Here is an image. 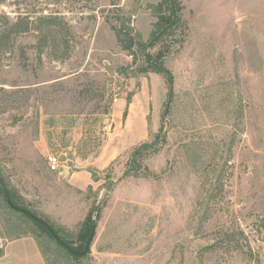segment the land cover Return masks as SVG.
<instances>
[{"label": "rangeland", "instance_id": "374dc122", "mask_svg": "<svg viewBox=\"0 0 264 264\" xmlns=\"http://www.w3.org/2000/svg\"><path fill=\"white\" fill-rule=\"evenodd\" d=\"M177 3L148 49L174 78L168 130L125 175L166 128L145 52L169 0H0V172L74 246L100 199L82 258L1 199L0 244L35 235L46 264H264V0Z\"/></svg>", "mask_w": 264, "mask_h": 264}, {"label": "water", "instance_id": "95a60500", "mask_svg": "<svg viewBox=\"0 0 264 264\" xmlns=\"http://www.w3.org/2000/svg\"><path fill=\"white\" fill-rule=\"evenodd\" d=\"M169 1H170L171 10H172V19H171V21L164 28H162L161 30H159L153 36V38L148 42V44L146 45V52H145V58H146L147 62L151 66H153L155 68H158L161 71L165 72L167 74L168 78H169V83H170L169 95H168V99H167V103H166L165 111H164V116H165V121H166V128H165V130L163 131L162 135L160 136V138L157 141H155L153 143H150V144L141 145V146L137 147L133 151V155H132L130 167L127 170V172L125 173V175L129 174V172L131 171L132 166H133V164H134V162L136 160L137 154L141 150H143L145 148L153 147V146L157 145L165 137V135L167 133V130H168V126H169L168 113H169L170 105H171L172 98H173V94H174V78H173V75H172V73L170 72L169 69H167L163 65L157 64L156 62H154V61L151 60V58L149 57L148 49L157 40H159V38H161V36H163L174 25V23L176 21L177 12H176V9H175L174 0H169ZM121 33L124 36L125 45L127 47H132L133 46V37H132V35L129 32H127L126 30H121ZM111 184H112V182L109 183V185H111ZM0 190L2 191V194L4 196V199H5V201H6V203H7V205H8L9 208H11L12 210L17 211L19 213H22V214L27 215L29 218H31L35 222H37L40 225H42L51 234V236L53 237V239L61 247H63L64 249H66L70 253L75 254V255H79V256L85 255V254L89 253L90 247H91V243H92V240H93V238L95 236V231H96V227H97V216H98V211H99V200L100 199L98 200L97 205L95 206V208L93 210V216H92V219H91V229H90V233H89V235L87 237V240H86V243H85V247L81 251H76L73 248H71L69 245H67L59 237V235L54 231V229L47 222H45L43 219H41L39 216H37L33 212H31L29 210H26L24 208H21V207H17V206H15L12 203L11 198H10V194H9V191H8V188L5 186L1 175H0ZM1 253H2V244H0V256H1Z\"/></svg>", "mask_w": 264, "mask_h": 264}, {"label": "trees", "instance_id": "16d2710c", "mask_svg": "<svg viewBox=\"0 0 264 264\" xmlns=\"http://www.w3.org/2000/svg\"><path fill=\"white\" fill-rule=\"evenodd\" d=\"M169 3H170V1H169ZM174 4H175V9H176V12H178L179 10H180V8H179V5H178V3H177V0H174ZM158 7L160 8L161 7V5L159 4L158 5ZM171 18H172V10H171V6L169 7V14L167 15V16H162L161 15V20H163V25L159 28V30H161L162 28H164L170 21H171ZM177 24H178V17L176 18V21H175V23H174V25L163 35V36H161V38H159V40H157V43L162 39V38H164L166 35H168V34H170V33H172V31L174 30V28L177 26ZM158 30V31H159ZM157 43H155V44H153V46L152 47H154ZM149 57L151 58V60L152 61H154V62H156L157 64H160V65H163V61H162V58L164 57V50H161V49H159L155 54H152L151 52L149 53ZM145 61H146V64L149 66V67H152V68H154V69H156V70H159V71H161L160 69H158V68H155V67H153V66H151L148 62H147V60H146V58H145ZM136 165H137V162H136V160H135V162H134V164H133V166H132V170H134V169H136ZM0 175H1V177H2V179H3V182H4V184H5V186L8 188V191H9V194H10V198H11V201H12V203L15 205V206H17V207H21V208H24V209H26V210H29V211H31V212H33L34 214H36L37 216H39L41 219H43L45 222H47L53 229H54V231L59 235V237L67 244V245H69L71 248H73L74 250H76V251H81V250H83V248H84V242L86 241V239H87V237H88V235H89V233H90V229H91V219L92 218H89V217H87V219L86 220H88V223H85L84 224V228H83V230H81L80 232H79V234H78V236H77V239H79V241H81V243L78 245V246H74L73 245V243L71 242V241H69V240H67L66 238H64L61 234H60V231L52 224V223H50L45 217H43L42 215H39L38 213H36L35 211H32V210H30L27 206H25L23 203H19L18 202V196L16 195V193L9 187V185H8V183L6 182V180H5V178H4V176L2 175V173L0 172ZM0 196L2 197V198H0L1 199V204H2V207L3 208H5L6 210H8V211H11V212H14V213H19V212H17V211H14V210H12L11 208H9L8 207V205H7V203H6V201H5V199H4V196H3V194H2V191L0 190ZM20 214V213H19ZM21 215V214H20ZM21 216H23V215H21ZM23 217H25V218H27L29 221H31L33 224H35L37 227H38V229L40 230V231H42V232H44V234H46L48 237H50L51 239H53V237L51 236V234L42 226V225H40L39 223H37V222H35L34 220H32L31 218H29L27 215H25L24 214V216ZM89 220H90V222H89ZM90 227V228H89ZM25 235V234H24ZM21 235L19 234V235H17L16 237H20ZM35 236V235H34ZM36 237V236H35ZM15 238V237H14ZM37 239V238H36ZM54 240V239H53ZM55 241V240H54ZM56 242V241H55ZM56 244L58 245V247L59 248H61V249H63V250H65V252L66 253H68V254H70L74 259H79V258H82V257H84V256H86V254L85 255H81V256H79V255H75V254H72V253H70L69 251H67L66 249H64L63 247H61L57 242H56ZM40 248V247H39ZM41 250V249H40ZM42 252V251H41ZM43 254V253H42Z\"/></svg>", "mask_w": 264, "mask_h": 264}, {"label": "crops", "instance_id": "0c3cea01", "mask_svg": "<svg viewBox=\"0 0 264 264\" xmlns=\"http://www.w3.org/2000/svg\"><path fill=\"white\" fill-rule=\"evenodd\" d=\"M129 118L130 113L124 121L125 127H127ZM143 122H145V118H143L142 123ZM75 174L76 173H73L69 176V181L72 182L75 180ZM86 179L88 180V177H86ZM88 201L89 199L87 200L86 198H83L79 202V207L84 209L86 202ZM80 208L78 210H80ZM0 264H46V261L34 236L31 234H25L20 237L5 240L2 244Z\"/></svg>", "mask_w": 264, "mask_h": 264}, {"label": "built area", "instance_id": "2783aa9c", "mask_svg": "<svg viewBox=\"0 0 264 264\" xmlns=\"http://www.w3.org/2000/svg\"><path fill=\"white\" fill-rule=\"evenodd\" d=\"M48 161V166L51 171L61 172V168L64 167V162L60 155L55 153H49L46 156Z\"/></svg>", "mask_w": 264, "mask_h": 264}]
</instances>
